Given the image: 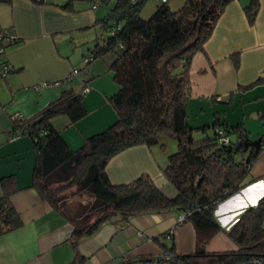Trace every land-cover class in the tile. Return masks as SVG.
Wrapping results in <instances>:
<instances>
[{"label":"trees","instance_id":"16d2710c","mask_svg":"<svg viewBox=\"0 0 264 264\" xmlns=\"http://www.w3.org/2000/svg\"><path fill=\"white\" fill-rule=\"evenodd\" d=\"M75 1L67 0L61 7L72 11ZM109 1L113 2L109 13L94 24L99 33L87 58L89 62L114 55L108 69L118 90L107 100L116 113L115 122L72 149L52 121L63 115L75 125L87 116L83 93L73 88L61 91L29 118L12 116V134L28 135L33 143L35 162L29 188L72 225L68 241L74 256L68 264L85 263L86 258L77 251L79 241L112 216L120 214L122 222H127L135 215L162 212L184 215L183 222L176 225L189 223L194 230V250L179 255L187 264H237L264 256V195L254 206L241 211L226 230L215 216L220 203L259 179L249 176L253 163L264 152V134L251 141L243 123L229 124L215 112L212 124L200 127L206 136L195 140L194 128L187 123L190 60L203 50L225 7L235 0H186L177 11L170 10L169 0L157 2L148 19L140 17L147 0L98 3ZM259 7V0H248L243 7L249 25L255 23ZM232 61L237 68V55ZM262 81L264 78L259 77L244 87ZM208 130L211 135H207ZM219 131L229 138L227 144L220 142ZM161 136L172 137L177 145L162 168L163 176L175 189L174 196L165 194L146 174L125 184L109 181L106 166L112 157L138 145L160 144L164 148ZM0 185L2 236L20 228L22 221L10 200L19 190L14 177L1 178ZM72 187L92 196L88 212L65 213L62 195ZM221 231L235 248L207 251V243ZM154 242L162 251L176 253L173 229L155 237Z\"/></svg>","mask_w":264,"mask_h":264},{"label":"crops","instance_id":"0c3cea01","mask_svg":"<svg viewBox=\"0 0 264 264\" xmlns=\"http://www.w3.org/2000/svg\"><path fill=\"white\" fill-rule=\"evenodd\" d=\"M82 1L76 0L72 11L61 7L67 0L64 3L58 0L0 2V27L10 29L17 36V42L5 50V59L13 72L0 77V179L14 177L19 190L10 200L22 221L20 228L0 236V264H68L74 256L68 241L71 223L29 188L35 162L33 143L28 135L14 137L12 116L29 118L61 91L73 88L83 93L87 88L83 93L88 111L85 118L75 125L63 115L52 121L66 143L77 149L85 138L115 122L116 113L107 100L118 90L108 69L114 55L106 54L87 61L79 73V54L87 57L78 45L86 44L88 51L93 47L96 36L92 37L89 31L102 15L97 7ZM247 2L235 0L225 7L203 50L190 60L189 101L202 106L199 107L201 113L207 105L213 114H221L219 106L232 103L235 98L242 102L243 97L249 95L251 98L248 97L247 102L264 101V81L244 87L264 77V0H259V12L253 25L248 24L243 12ZM233 55L239 60L237 68L233 65ZM73 70L77 73L64 83ZM261 112L262 109L255 106L252 113L262 118ZM224 119L229 124L241 122L244 125L243 121L234 123ZM168 155L160 144L129 147L110 159L106 173L112 184H125L141 174L149 175L165 194L174 196L175 189L162 174ZM262 176L264 152L253 163L249 176L259 179L217 206L215 216L223 230L234 223L241 211L254 206L264 195ZM75 207L73 203L68 204L65 213L72 215ZM178 216L175 212L147 213L132 216L127 222L106 221L93 234L79 241L77 251L86 258L84 264H115L123 259L155 256L162 248L154 238L173 229L175 252L190 254L195 246L194 230L189 223L176 225ZM225 235L224 231L216 234L207 243L206 250L234 249L229 238L233 245L223 249ZM216 237V244H212Z\"/></svg>","mask_w":264,"mask_h":264},{"label":"rangeland","instance_id":"374dc122","mask_svg":"<svg viewBox=\"0 0 264 264\" xmlns=\"http://www.w3.org/2000/svg\"><path fill=\"white\" fill-rule=\"evenodd\" d=\"M65 1L66 0H58V3H64ZM98 1L100 0H95V2L90 1V0H83L82 2L86 3L87 5L92 4L93 7L95 6V8L97 7L99 10V13L102 14L99 19H102L109 13L110 9L113 6V2L109 1L108 3H98ZM185 1L186 0H169L168 6L171 11H177L178 9L182 7ZM78 3H81V2L78 1ZM158 5L159 4L153 0H147L141 10L140 17L143 19H148L153 14L155 7ZM89 32L91 33L92 37H95L96 35H98L97 33H99L98 26L91 27ZM78 48H83L82 50H84V54L87 57L88 55L87 45L83 43V44L78 45ZM79 57H80V60H79V68H80L79 73H80L82 72L87 59L80 56V54H79ZM248 97L251 98V95H249ZM248 97L244 96L242 99V102H239L237 98H235L232 103L229 102L228 104L221 105L219 107L223 111L221 114L224 118L226 117V119L234 123L238 121H243L244 126L249 131V139L251 141H255L258 139L259 135L264 133V117L262 118L258 117L255 113H252V112L255 106H258L262 109L261 113L262 115H264V101H259L257 104H254L253 102H247ZM188 102L189 104L187 107L188 108L187 123L189 124L190 127L194 128L193 138L195 140H200L206 136V133L201 131L200 127L204 125L212 124L213 112H211V108L209 106L204 105L205 111L201 113V111L199 110V107H202V106H199V104L198 105L195 104V102L193 101H188ZM243 106L244 108H242ZM211 134H212L211 130H208L207 135H211ZM230 138L232 141H235L233 136H230ZM161 140L164 143L163 149L166 150L169 154H172L176 151L177 149L176 141L172 137L161 136ZM33 161H34V153H33ZM71 203L75 204L76 206L73 213L74 212L80 213L82 211L86 213L88 212L86 211V209L92 203V196L87 191H79L75 187H72L71 189L63 193L61 204L63 208H66V206ZM220 212H222V210H220ZM224 238H225V241L224 240L222 241L224 244L223 249H227L226 247L229 246V244L231 245L233 244L231 241L228 240L226 235L224 236ZM217 239L218 238L216 237V239L212 242V244H216L215 242ZM222 242H220V244H222ZM206 248L207 246H205V249Z\"/></svg>","mask_w":264,"mask_h":264},{"label":"built area","instance_id":"2783aa9c","mask_svg":"<svg viewBox=\"0 0 264 264\" xmlns=\"http://www.w3.org/2000/svg\"><path fill=\"white\" fill-rule=\"evenodd\" d=\"M37 1V0H35ZM158 3H165L168 0H155ZM17 40V36L7 28L0 27V77L7 76L11 70L13 69L11 64L5 59V49L8 45L13 44ZM89 60L87 58L86 62ZM77 73V70H73L70 75L63 80L66 83L72 76ZM264 78V77H262ZM57 84V83H55ZM87 91V88L83 90V93ZM220 133V142L222 144H227L229 142V138ZM20 136V133L16 132L14 137ZM184 219V215H179L176 223H182ZM115 264H187L184 260H182L179 254L169 251H162L160 254L155 256H149L138 259H123ZM237 264H264V256L252 257L246 261L237 263Z\"/></svg>","mask_w":264,"mask_h":264},{"label":"water","instance_id":"95a60500","mask_svg":"<svg viewBox=\"0 0 264 264\" xmlns=\"http://www.w3.org/2000/svg\"><path fill=\"white\" fill-rule=\"evenodd\" d=\"M119 221H122V217L120 214H116L109 219V222H119Z\"/></svg>","mask_w":264,"mask_h":264}]
</instances>
